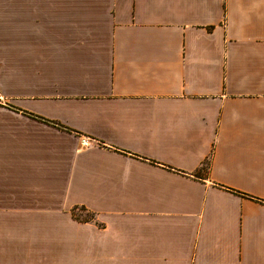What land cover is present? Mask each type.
Wrapping results in <instances>:
<instances>
[{
    "label": "crops",
    "instance_id": "0c3cea01",
    "mask_svg": "<svg viewBox=\"0 0 264 264\" xmlns=\"http://www.w3.org/2000/svg\"><path fill=\"white\" fill-rule=\"evenodd\" d=\"M0 264H264V0H0Z\"/></svg>",
    "mask_w": 264,
    "mask_h": 264
},
{
    "label": "rangeland",
    "instance_id": "374dc122",
    "mask_svg": "<svg viewBox=\"0 0 264 264\" xmlns=\"http://www.w3.org/2000/svg\"><path fill=\"white\" fill-rule=\"evenodd\" d=\"M76 213H77V217L80 219H89V220L92 219L91 215L86 211L79 210Z\"/></svg>",
    "mask_w": 264,
    "mask_h": 264
},
{
    "label": "trees",
    "instance_id": "16d2710c",
    "mask_svg": "<svg viewBox=\"0 0 264 264\" xmlns=\"http://www.w3.org/2000/svg\"><path fill=\"white\" fill-rule=\"evenodd\" d=\"M207 169V168H206ZM79 210V209H78ZM81 210H85V209H81ZM73 217L74 218H76V219H78L77 217H76V215H75V212H73Z\"/></svg>",
    "mask_w": 264,
    "mask_h": 264
},
{
    "label": "built area",
    "instance_id": "2783aa9c",
    "mask_svg": "<svg viewBox=\"0 0 264 264\" xmlns=\"http://www.w3.org/2000/svg\"><path fill=\"white\" fill-rule=\"evenodd\" d=\"M83 143H85V142L83 141Z\"/></svg>",
    "mask_w": 264,
    "mask_h": 264
}]
</instances>
